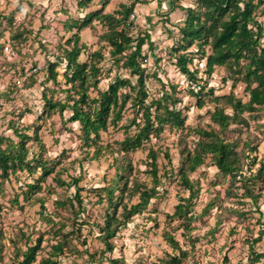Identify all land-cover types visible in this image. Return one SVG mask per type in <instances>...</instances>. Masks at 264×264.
Returning <instances> with one entry per match:
<instances>
[{
    "label": "rangeland",
    "instance_id": "obj_1",
    "mask_svg": "<svg viewBox=\"0 0 264 264\" xmlns=\"http://www.w3.org/2000/svg\"><path fill=\"white\" fill-rule=\"evenodd\" d=\"M79 1L0 0V137L17 142L13 127L25 132L32 138L26 143L27 160L34 157L40 162L34 170L11 174L6 180L0 178V264H19L22 253L34 246L38 238L41 246L32 264L47 259L56 264H172L170 258L179 256L181 251L184 255L178 264H248L254 254H264V171L262 177H254L264 161V106L257 113L245 115L247 125L230 126L222 133L240 152L244 164L241 176L232 180L219 173L207 159L189 175L193 198L188 203L191 216L188 229L181 221L170 218L179 200L189 196L178 182L179 150L194 144L196 129L212 126L218 130L209 119L214 104L206 98L204 106L197 108L196 99L189 92L204 86L205 92L212 89L215 96L233 93L243 102L247 95L243 85L233 86L227 80L224 68L215 67L210 76H205V58L196 52L195 46L175 52L182 44L179 29L184 12L170 11L167 0H159L160 5L157 0L136 3L126 28L134 39L143 33L149 35L152 52L146 44L142 48L147 58L143 67L151 75L146 87L156 96L161 83L166 88L175 86L179 99L176 108L181 109L186 119L183 128H165L143 149L119 154L109 150L123 139V133L110 127L101 133V144L110 147L103 151L102 157L92 159V148L78 138L77 123H63L56 113L41 116L44 93L52 100L65 96L63 90L67 87L62 77L65 63L60 58L63 43L74 30L64 24L80 21L105 0H93L81 9L77 7ZM130 3L131 0H109L104 10L111 13ZM180 4L194 8L193 0H181ZM105 30L94 22L92 29L80 33L86 46L79 62H87L88 56L97 50L105 57L99 65L103 69L100 90L117 75L131 82L136 79L109 60V48L99 40ZM204 50L206 55L210 53L208 47ZM183 53L191 59L187 67L196 71L197 82L181 74L175 65L177 55ZM57 60L60 64L54 84L46 80V69L49 62ZM226 111L231 113L229 109ZM69 115L68 110L63 113L64 118ZM131 117V111L127 110L118 126ZM149 147L158 151L159 184L155 198L118 228L110 239L109 250L99 240L106 213L117 205L119 215L123 207L138 202V194L133 192L135 183L152 187L146 173ZM164 152L169 160L163 158ZM125 160L131 167L118 175L116 168ZM41 163L50 171L43 180ZM56 178L67 185L59 186ZM74 180L78 182L74 184ZM38 182L40 190L24 198L27 186ZM108 189H113L112 197ZM77 192L80 205L74 197ZM260 230L262 234L254 242ZM166 236L178 243V249L165 241ZM65 238L68 249L55 254L51 246ZM255 264H264V258Z\"/></svg>",
    "mask_w": 264,
    "mask_h": 264
},
{
    "label": "trees",
    "instance_id": "obj_2",
    "mask_svg": "<svg viewBox=\"0 0 264 264\" xmlns=\"http://www.w3.org/2000/svg\"><path fill=\"white\" fill-rule=\"evenodd\" d=\"M93 0H80L77 7L87 8ZM109 0L101 2L98 9L93 10L83 18L73 20L67 25L72 36L63 43V55L60 61L65 63L62 74L65 96L60 100L47 98L42 95L43 111L41 116H49L56 113L63 123H77L79 125V140L87 148H92V159H98L110 146L101 144V133L110 127L122 131L123 139L116 141L115 148H110L111 153L126 154L143 149L151 138L157 139L165 128L181 129L185 124V116L181 109L176 108L179 99L176 96L175 86L167 88L161 83V91L153 96L146 87V81L151 77L143 65L146 55L143 46L146 44L152 52L153 44L147 33L138 35L135 39L127 31L129 16L133 14L134 6L144 0H131L129 5L122 4L111 13L105 12ZM158 4L160 5L159 0ZM170 11L179 9L184 12L183 25L179 29L181 46L175 49L185 51L195 46L196 52L205 58L204 75L210 76L215 67L226 69L227 80L232 85H243V92L247 100L243 102L233 93L215 96L212 89L205 92L204 86H198V90L189 92L196 99L197 108H202L207 98L214 104L210 112V122L218 130L209 126L208 129H196L194 131L195 142L191 147L184 146L179 150V165L177 177L180 186L189 192L188 198H181L174 206L170 218H175L185 224L188 229L191 216H188V203L193 198V185L189 178L201 167L207 159L215 166L217 171L232 180L241 176L244 164L241 162L240 152L236 150L233 141L226 140L222 133L230 126L247 125L245 115L250 116L260 111L264 106V0H193V7H183L181 0H167ZM96 22L105 27V32L99 36V40L106 43L109 60L114 65L125 70L129 77H135L131 82L129 78L115 76V78L103 90L99 83L103 79V69L99 66L105 60L100 50L92 52L87 62H79V56L85 50V44L81 42L80 33L85 29H92ZM208 47L209 54H205L204 48ZM60 61L49 62L46 69V80L57 84L56 68ZM191 63L186 54H179L176 58V66L179 72L197 82L196 71H190L187 64ZM153 75V74H152ZM229 109L231 113H227ZM68 110L70 115L64 118L63 113ZM127 110L132 117L125 124L118 126L123 120ZM134 132L131 133V129ZM13 134L17 142L5 137H0V178L6 180L11 174L31 171L35 169L39 161L33 157L27 160L26 143L32 139L25 132L13 127ZM36 141V134L34 137ZM255 150V148L251 149ZM89 152L86 153L88 155ZM147 174L151 178L152 187L145 184L134 185V193L138 194V202L122 208L119 215L116 214L117 205L113 211L106 213L103 225L100 228L99 240L109 249H112L110 239L113 238L118 228L125 225L134 215L139 214L155 198L158 179V151L147 148ZM163 158L169 160L167 152ZM32 161V162H31ZM116 161V159H115ZM32 163V164H31ZM254 177H262L264 161L259 165ZM130 164L125 160L121 166H117V174L127 171ZM42 180L49 172L44 163H41ZM59 186L67 185L59 178L55 180ZM78 181L74 180L76 184ZM40 190L39 182L28 185L27 192L23 195L36 193ZM109 197H112L113 189H108ZM245 193L248 190L245 188ZM79 201V192L74 196ZM79 201V205H80ZM187 203V204H185ZM264 229V225H263ZM262 234L258 233L257 242ZM169 245L178 249V243L170 236L165 237ZM41 246V238L35 241L34 246H29L22 253L19 264H32L36 253ZM55 254H63L68 249L67 241L63 239L51 246ZM184 252L179 256H172V264H178ZM264 254H254L248 264H255ZM40 264H56L51 259L42 260Z\"/></svg>",
    "mask_w": 264,
    "mask_h": 264
}]
</instances>
